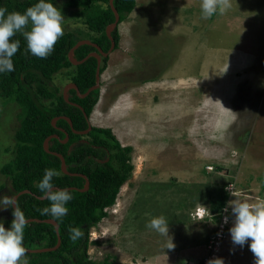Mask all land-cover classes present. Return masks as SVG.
I'll use <instances>...</instances> for the list:
<instances>
[{
    "label": "rangeland",
    "instance_id": "rangeland-1",
    "mask_svg": "<svg viewBox=\"0 0 264 264\" xmlns=\"http://www.w3.org/2000/svg\"><path fill=\"white\" fill-rule=\"evenodd\" d=\"M64 2L55 3L63 31H87ZM135 2L117 26L118 46L108 54L90 116L131 146L133 169L107 216L89 229L87 254L117 264H183L207 252L218 227L212 201L264 200V0H231L226 13L207 20L201 0ZM65 70L50 84L55 79L61 89ZM18 112L15 102L0 106V168L13 157ZM4 195L14 193L0 172ZM197 206L210 215L193 220ZM159 216L173 249L165 247L169 237L146 227ZM12 218L10 208L0 209L1 221ZM231 226L220 260L254 264L250 240L233 244Z\"/></svg>",
    "mask_w": 264,
    "mask_h": 264
},
{
    "label": "trees",
    "instance_id": "trees-1",
    "mask_svg": "<svg viewBox=\"0 0 264 264\" xmlns=\"http://www.w3.org/2000/svg\"><path fill=\"white\" fill-rule=\"evenodd\" d=\"M37 2L38 0H0V7L6 8L8 12H24L27 7ZM48 2L56 6V0ZM135 3V0H113L119 14L118 24L128 17ZM64 4L71 9L69 16L84 24L88 30L84 32L73 29L64 32L55 44L54 51L47 58H38L27 51V43L20 34L12 38L18 39L20 45L12 57L14 71L0 73V106L15 102L19 107V119L14 132L13 157L1 166L0 172L10 180L14 194L25 189L30 191L20 194L16 200L26 219H54L37 211L49 205V201L39 198L43 194L36 187L47 168L60 172L58 177L53 178L54 186L68 188L73 197L67 204V215L59 220L54 219L58 223L60 245L53 250L27 252L29 264H117L108 256L100 261L88 256L89 229L107 216L106 209L114 205L120 187L130 178L133 169L132 148L122 147L109 128L92 126L86 142L69 149V145L81 136L72 132L68 122L63 118L58 119L53 126L52 118L64 115L71 119L73 129H86L88 123L84 112L89 116L99 99V90L98 88L92 90L84 98L79 97L74 89L70 90L72 96L69 97V101L80 104L83 111L64 100L59 86L52 82L50 84L54 74L61 69H68L66 77L76 84L80 93L95 84L96 58L89 57L83 63L73 65L67 54L81 39L96 43L106 52L111 40L105 29L114 21V14L109 6V0H65ZM117 26L111 31L114 48L118 46L119 40ZM92 51H95V47L82 44L73 54L80 60ZM107 57L108 55L101 58L100 72L106 67ZM57 127L69 130V142L64 144L59 139L52 138L49 150L64 156L68 171L86 176L89 185L84 191L80 189L85 185V178L78 174L62 173L60 159L43 148V141L50 134L58 133L59 137L63 136ZM222 206H224L222 200L211 202L212 212L220 211ZM10 209L13 215L12 208ZM219 218L220 215H217L216 223ZM12 219L0 220V223L5 226ZM69 227L80 228L84 235L73 242L69 238ZM56 242L57 234L52 224L36 221L27 223L23 239L25 248L53 247Z\"/></svg>",
    "mask_w": 264,
    "mask_h": 264
},
{
    "label": "clouds",
    "instance_id": "clouds-1",
    "mask_svg": "<svg viewBox=\"0 0 264 264\" xmlns=\"http://www.w3.org/2000/svg\"><path fill=\"white\" fill-rule=\"evenodd\" d=\"M231 7V0H201V19H210L217 13L222 15ZM63 20L61 11L48 0H38L24 12H8L6 8L0 7V73L14 71L12 57L17 53L20 45L18 39H12L14 36L20 34L27 43V51L44 59L54 51L55 44L64 34ZM59 175L60 172L57 170L47 168L44 170L42 179L36 184L43 198L49 201L48 206L37 211L41 215L51 216L57 220L67 215V204L73 198L70 190L54 186L53 178ZM8 208H12L13 219L10 228H5L0 223V264H29L27 249L23 246L24 230L28 221L19 209L14 196H0V209ZM201 208L208 210L206 207ZM228 208L233 217L232 226L229 229L233 244L243 247L250 240L249 248L254 256V264H264V200L249 203L235 198L228 202ZM207 216L204 212L198 218L191 217L193 220H204ZM225 222L227 223V217ZM146 227L161 236L169 237L165 243L167 249L175 247L169 234V224L163 216L152 217ZM68 232L73 242L84 235L83 231L77 227H69ZM217 260L219 264H223L222 260Z\"/></svg>",
    "mask_w": 264,
    "mask_h": 264
},
{
    "label": "water",
    "instance_id": "water-1",
    "mask_svg": "<svg viewBox=\"0 0 264 264\" xmlns=\"http://www.w3.org/2000/svg\"><path fill=\"white\" fill-rule=\"evenodd\" d=\"M109 6L112 9V12L114 14V21L111 22V23H109L106 26V29H105V32H106L107 36L111 40V44H110V47L108 48V50L106 52H104L101 49V47L98 46L96 43H93V42H91L88 39H81V40H78L74 44V46L69 50V52L67 54L69 61L73 65L81 64L86 59H88L89 57H94V58H96V61H97L96 70H95V84L92 85L91 87H89L86 92H84L83 94L79 93L78 88H77V86L74 83H69V84H66L64 86L65 88H63L62 96H63L64 100H66L70 104H73V103H71L68 100L67 92H68L69 89H74L79 97H84L90 91L98 88V86H99V66H100L101 57L102 56H104V57L107 56L114 49V45L115 44H114V41H113V39L111 37V31L115 28V26H117V24L119 22V14H118L116 8L113 5V0H109ZM82 44L92 45L93 47H95V51L89 52L84 58H82L80 60H76L75 57H74L73 52H74V50L77 47H79ZM75 106H77V105H75ZM58 118L65 119L68 122V124L72 127L71 119L69 117H67V116H61V117H54V118H52L51 123H52L53 126H55V122H56V120ZM89 129H90V126H88V128L85 131H81L80 132V131L74 130L73 132H75V133H83V132L88 131ZM51 138H58V136L56 134H52V135L47 136L44 139V141H43V148H44V150L46 152H51L52 154L56 155L60 159V170L62 171V173H64V174H70L71 175V173L66 168V164H65V160H64L63 155L60 154V153L53 152V151H50L49 150V141H50ZM66 140H67V133L65 134V138L63 140H61V142H65ZM80 176H82L83 178H85V185H84V187L82 189H80L81 191H84V190H86L88 188L89 182H88V180H87V178H86L85 175L81 174ZM56 188H58V187H56ZM64 189H68V188H64ZM29 192H30L29 190L25 189V190H21V191L15 193L13 196L17 200V197L20 194H22V193H29ZM39 198L40 199H44L43 196H39ZM27 221H28V223L29 222H32V221H36V222H45V223L52 224L54 226L55 232L57 234V242H56V244L53 247H47V248H41V249H28V248H26L27 249V252H41V251H46V250H53V249H56L60 245V237L58 235V230H59L58 229V223L54 219L47 218V219L40 220V219H37V218H28Z\"/></svg>",
    "mask_w": 264,
    "mask_h": 264
},
{
    "label": "built area",
    "instance_id": "built-area-1",
    "mask_svg": "<svg viewBox=\"0 0 264 264\" xmlns=\"http://www.w3.org/2000/svg\"><path fill=\"white\" fill-rule=\"evenodd\" d=\"M230 187V186H229ZM229 193L232 192L231 188L228 189ZM227 208V211H226ZM210 215V212L204 208L196 207L195 211L191 213L193 218H198L203 215V213ZM220 215L219 221L217 223L218 227L214 235L209 239L207 244V252L201 256L200 259H189L183 264H218L217 259H221L219 247L221 242L226 236V227L232 222L231 210L227 205L222 206L221 210L217 212ZM227 217V223L225 218Z\"/></svg>",
    "mask_w": 264,
    "mask_h": 264
},
{
    "label": "flooded vegetation",
    "instance_id": "flooded-vegetation-1",
    "mask_svg": "<svg viewBox=\"0 0 264 264\" xmlns=\"http://www.w3.org/2000/svg\"><path fill=\"white\" fill-rule=\"evenodd\" d=\"M75 57V56H74ZM76 59V58H75ZM77 60V59H76ZM100 65H101V62H100ZM65 71H67V70H65ZM66 74V73H65ZM102 74V72H100V66H99V79H100V75ZM69 83H73L70 79H68L67 81H66V83L64 84V85H66V84H69ZM70 90H73V89H69L68 90V92H67V95H68V100H69V97H71L72 96V94H71V91ZM61 91L63 92V86H62V88H61ZM79 91V90H78ZM87 91V90H86ZM85 91V92H86ZM76 92V91H75ZM91 92V91H90ZM89 92V93H90ZM80 93V92H79ZM84 93V92H83ZM83 93H81V94H83ZM88 93V94H89ZM77 94V93H76ZM87 94V95H88ZM87 95H85L84 97H86ZM84 97H81V98H84ZM66 101V100H65ZM67 102V101H66ZM71 102V101H70ZM71 103H73V105L75 106V105H77V107L78 108H80L81 110H83V107L80 105V104H78V103H76V102H71ZM93 108H94V106H93ZM84 111V110H83ZM92 111H93V109L91 110V112L89 113V116H87L86 114H85V112H84V117L86 118V121H87V123H88V126H90V129L88 130V131H86V132H83V133H76V134H79L81 137L79 138V139H77L76 141H74V142H72L70 145H69V149H71L73 146L75 147H77V146H80L82 143H84V142H86V140H87V137H88V132L91 130V128H92V126H94L92 123H91V118H90V116H91V113H92ZM61 116H64V115H60V116H57V117H61ZM58 119H60V118H58ZM57 119V120H58ZM56 120V121H57ZM56 123V122H55ZM71 123H72V121H71ZM70 126V125H69ZM72 126H73V124H72ZM88 126H87V128H88ZM70 128L72 129V132L75 130V129H73V127H71L70 126ZM86 128V129H87ZM57 129H58V131L59 132H62L63 133V136L62 137H59V134L58 133H53V134H56L57 136H58V138L57 139H59L60 140V142H61V140H63L64 138H65V134L67 133V140L65 141V142H61V143H68L69 142V139H70V136H69V130L67 129V128H64V127H57ZM86 129H84V130H76V131H85ZM75 133V132H74ZM50 135H52V134H50ZM52 139V138H51ZM51 139H50V141H49V145H50V143H51ZM121 146L122 147H125V146H129V145H122L121 144ZM106 152H108L107 150H106ZM64 157V156H63ZM65 160V159H64ZM105 160H106V158H105ZM65 164H66V162H65ZM66 168H67V164H66ZM68 170V169H67ZM70 172V171H69ZM71 173V175H76V174H82V173H76V172H70ZM84 175V174H83Z\"/></svg>",
    "mask_w": 264,
    "mask_h": 264
}]
</instances>
